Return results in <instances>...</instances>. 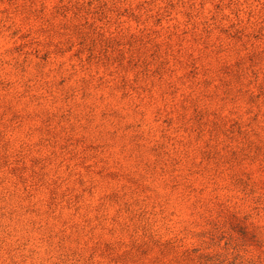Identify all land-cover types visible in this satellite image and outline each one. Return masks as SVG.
<instances>
[{
    "label": "rangeland",
    "instance_id": "1",
    "mask_svg": "<svg viewBox=\"0 0 264 264\" xmlns=\"http://www.w3.org/2000/svg\"><path fill=\"white\" fill-rule=\"evenodd\" d=\"M0 264H264V0H0Z\"/></svg>",
    "mask_w": 264,
    "mask_h": 264
}]
</instances>
